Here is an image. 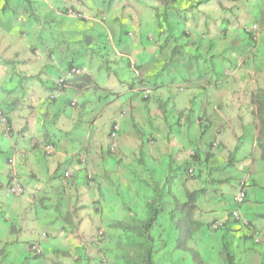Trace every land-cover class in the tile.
I'll return each mask as SVG.
<instances>
[{"label": "crops", "instance_id": "1", "mask_svg": "<svg viewBox=\"0 0 264 264\" xmlns=\"http://www.w3.org/2000/svg\"><path fill=\"white\" fill-rule=\"evenodd\" d=\"M28 1L0 8V109L12 127L7 135L0 126V186L9 180L13 159L25 188L21 197L0 193V264H118L120 235L109 225L122 218L123 203L141 210L153 184L163 185L186 164L201 172L186 189L200 190L209 178L227 186L217 201L208 191L201 221L225 220L241 184L247 186L243 218L264 229V162L251 104L253 91L264 85V61L242 52L243 23L228 24L226 16L235 6L105 0L97 10L93 0ZM66 9L87 21L66 16ZM70 66H80L91 84L83 87L75 78L52 98L53 84ZM145 85L153 89L149 99L142 97ZM121 111L126 114L119 117ZM114 121L121 124L117 154L109 150ZM42 143L52 144L54 153L46 155ZM67 171L73 173L69 188ZM180 181L174 188L182 197ZM162 222L166 237L174 230L168 219ZM244 224L230 226L243 237ZM99 231L106 263L98 255ZM42 233H48L43 254L33 258L28 244ZM219 246L202 243L198 250L209 264H221ZM257 249L264 256V244ZM169 250L173 264H192L174 245Z\"/></svg>", "mask_w": 264, "mask_h": 264}, {"label": "trees", "instance_id": "2", "mask_svg": "<svg viewBox=\"0 0 264 264\" xmlns=\"http://www.w3.org/2000/svg\"><path fill=\"white\" fill-rule=\"evenodd\" d=\"M210 1L204 0L203 3ZM24 2L28 6L31 4L28 0H24ZM6 3L5 1L1 7L3 11L9 7ZM255 8L254 21L251 22V25L244 27L251 50L260 41V36L258 38L256 33L260 30L264 31V0L260 7ZM66 11L64 10L63 13L66 14ZM75 67L81 69L80 66H70L65 73ZM59 79L52 86L54 94L63 90L59 89L57 85ZM79 79L82 81L83 87L91 84L87 75H83ZM145 86L148 87V85ZM251 104L254 106L252 114L255 120L256 148L260 151L261 161L264 162V85L257 86L253 91ZM165 106V104L160 105L163 113L166 111ZM4 112L8 114L7 111ZM135 131L139 138L144 135L138 129ZM139 151V157L143 156V149ZM189 177H197V173L195 172L194 176L189 175ZM174 181L175 179L170 173L163 185L154 183L151 187V197L143 201L141 210L136 203H123L122 218L112 221L109 225L111 229H116L120 235L115 249V260L118 264H159L157 256L170 252L169 248L172 245H174L175 251L188 254L192 264H209L198 250L201 244L200 234L211 230L214 223H205L199 219L202 201H210L208 192L205 189L190 191L185 188L184 196L181 197L174 188ZM163 219H168L175 231H173L174 235L171 241L168 239L171 233L165 237ZM229 223L221 229L218 251L221 264H264V256L256 248L257 245L252 242V237L249 236L244 237L245 243H249V246L245 248L246 257L238 258L232 242L235 230L230 226L232 223Z\"/></svg>", "mask_w": 264, "mask_h": 264}, {"label": "rangeland", "instance_id": "3", "mask_svg": "<svg viewBox=\"0 0 264 264\" xmlns=\"http://www.w3.org/2000/svg\"><path fill=\"white\" fill-rule=\"evenodd\" d=\"M5 1L7 2L6 4L8 6H9V4H12V3L16 4L17 3V0H0V8L3 7V3H5ZM93 1H94L93 2V4H94L93 7L98 8L97 10L103 8L105 0H93ZM220 1H221L220 5L222 7H228V8L231 7L232 8L233 6H235V8L237 9V10H230V12L232 11L233 14H231L230 12H228L226 14V16H228L230 18V20L227 21L228 24L231 23V24H234V26H235L236 22L238 23V25L243 23V24H241V25H243V27H246V25H251V22H253L254 19H255L254 18V13H255L254 9H256L255 6L260 7L261 2H262V0H220ZM237 7H240V8H237ZM241 7H245L246 9H241ZM75 11L77 13L81 14L85 19L88 18V16H85L83 13H81V12H79L77 10H75ZM105 13H107V11L103 10V9L99 13V14H101L100 16H102L101 17L102 20H106L107 19L106 15H104ZM74 19L77 20V21H82L83 20V19H76V18H74ZM160 23L163 24V21L161 20ZM21 24L22 23H19L20 27H21ZM238 33H243L244 37L247 36L246 33L244 32V29H243V32H238ZM256 35H257L258 38L260 36V41H259L258 44H256V46L254 47L253 50L250 49V46L248 45L247 42H244L240 48L242 49V52H245V53H247L248 55H251L254 58H255L254 55H258L259 57L262 56L263 61H264V31L260 30L258 33H256ZM117 146H118V149H119V145H117ZM187 165L188 164L182 165L180 168H178L176 170H173V171H175L174 174L178 172L177 175H175L176 178L178 176L181 177V181L179 182V184H180L179 189L182 190V192H181L182 194H184V191H185L184 184L188 183V182L189 183H193L195 180H198L200 178L199 174L201 173L200 170L198 169L197 177H194V178L189 177L188 174L185 172V167ZM130 172H132V171H130ZM132 173L134 175H136L135 172H132ZM176 178H174V179H176ZM222 186H226V185H222V183L220 181H218V180H216L214 178L213 179L209 178V179H206L205 182H200L198 188L199 189H205L207 192L209 190H211V192H212L211 194H213V192H214V194L216 195L215 196L216 197L215 201H217L218 195L219 194H223V192H224L222 190ZM213 188H215V189H213ZM175 189H176V187H175ZM147 191H149V189H147ZM227 211L228 210H226L225 213L228 214ZM231 227H233V226H231ZM238 231L239 230L235 229L234 234H233L234 238H233L232 242H233V246H234V248H235V250L237 252L238 258L244 259L246 257L245 248L247 246H249V243H245V240H243V238L247 237V236L251 237L254 232L250 229V227H247V229L244 232L245 236L242 237V236L238 235ZM172 232L173 231L171 230L170 231L171 234L168 237V239L170 241L173 238ZM200 235H199L200 239H201L200 243L201 244L204 243V246H211V247L214 246V244H217L219 242V240H220V237H221V235L217 234V232L213 231V230H208V231H206V232H204V233H202ZM206 241H208V242H206ZM105 250H106V248H105ZM173 258H174V252H165V253H162V255L157 256V262L159 264H173L171 262V260ZM213 259H216V258L213 257ZM183 264H186V263L184 262ZM187 264H189V263H187Z\"/></svg>", "mask_w": 264, "mask_h": 264}, {"label": "built area", "instance_id": "4", "mask_svg": "<svg viewBox=\"0 0 264 264\" xmlns=\"http://www.w3.org/2000/svg\"><path fill=\"white\" fill-rule=\"evenodd\" d=\"M67 15L71 18L83 19V20L85 19L81 14H79L73 10H69L67 12ZM82 74H83V70L79 69L77 67L72 68L71 70L67 71L57 82L59 89H63L64 87L67 86V83L69 80L73 79L74 77L81 76ZM150 95H151V90L148 89L145 92V98H148ZM123 115H124V113H121L120 117H122ZM0 126H1L4 134L10 135L12 133V127L9 124V115L1 109H0ZM119 134H120V123L116 122L112 128L111 135H110V141H111L110 142V149L113 152H116V150H117V142L119 140ZM42 146H43L42 149L46 155L49 156V155H52L54 153V146L52 144H45V143L43 144L42 143ZM82 160L83 161L86 160L85 155L82 156ZM9 164L11 166L10 173H9V175H10L9 176V182L3 189L0 188V192L4 191L7 197H21L25 194V189L22 185V182L20 180L18 172L14 168L13 159L9 160ZM188 174L190 176H194L195 171L193 169H190ZM71 178H72V173L66 172L64 183L67 185L70 182ZM89 178L92 179L91 176ZM32 198L35 199V196H32ZM244 198H245L244 192H240L238 194V196L235 197L236 204L238 206L242 205L244 203ZM232 219L236 220V221L241 220V211H240L239 207H237L236 210L233 211ZM221 226H222V223H217L214 226V228L218 229ZM101 235L102 234H100V236ZM47 238H48V235L43 233L41 235L40 239L35 240L32 243H30L28 246L29 253L33 256L41 255L42 254V242L44 240H47ZM262 241H264V232L255 233L254 242L256 244H261Z\"/></svg>", "mask_w": 264, "mask_h": 264}, {"label": "clouds", "instance_id": "5", "mask_svg": "<svg viewBox=\"0 0 264 264\" xmlns=\"http://www.w3.org/2000/svg\"><path fill=\"white\" fill-rule=\"evenodd\" d=\"M67 11H66V16H68L67 15V12L69 11V10H73V11H75L74 9H66ZM76 12V11H75ZM69 17V16H68ZM88 19V18H87ZM87 19H84V21H87ZM253 27V26H252ZM253 29H255V27H253ZM250 48H251V46H250ZM83 70V69H82ZM84 75V71H83V74L81 75V76H78V77H82ZM78 77H74L73 79H75V78H78ZM73 79H71V80H69L68 81V83H67V86H68V84H69V82L70 81H72ZM67 86L66 87H64L63 88V90L64 89H66L67 88ZM148 89H150L151 90V95L148 97V98H145V92L148 90ZM62 90V91H63ZM153 91V89L152 88H148L147 86H145L144 88H143V90H142V97L144 98V99H149L151 96H152V92ZM56 94H58V93H56ZM56 94H53V96H52V98H55V95ZM76 105V103H74L73 102V104H72V106H75ZM2 110V109H1ZM121 113H124V115L126 114V112H124V111H121L120 113H119V117H120V115H121ZM8 115H9V113H8ZM123 115V116H124ZM116 122H118V121H114L113 122V124H112V127H111V130H110V135H111V131H112V128H113V126H114V124L116 123ZM120 134H121V124H120ZM120 134H119V139H120ZM111 142V141H110ZM118 142H119V140H118ZM118 142H117V145H118ZM109 150L112 152V153H114V154H117V152H118V146H117V150H116V152H113L111 149H110V145H109ZM195 155V151H191V156H194ZM82 156H84V155H82ZM82 156H81V161L82 162H84V163H86V161H87V157H86V155H85V157H86V160L85 161H83L82 160ZM190 169H193L195 172H196V169L194 168V166L192 165V166H186L185 167V172L188 174V172H189V170ZM67 172H70V171H67ZM72 173V172H71ZM10 176V175H9ZM92 177V179H90L89 177ZM174 178H176L175 177V175H172ZM188 176H189V174H188ZM64 179H65V174H64ZM64 179H63V183H64ZM72 179H73V173H72V178H71V180H70V182L66 185L65 183H64V185L67 187V188H69V187H71V182H72ZM88 181H89V183L91 184V186H93L94 184H95V178H94V175L93 174H91V173H88ZM8 182H9V180H8ZM8 182L5 184V185H1L0 186V188H4L7 184H8ZM23 185V184H22ZM24 187V186H23ZM246 188H247V186H245V185H238L237 187H236V193L234 194V196H233V202H234V208L229 212V214H228V216H227V218L225 219V220H219V221H215L214 223H213V225H212V230L213 231H220L221 229H223L224 228V226H227V224H228V222H230V223H234V221H235V223H239V222H243V221H245V226L246 227H250V229L254 232L253 234H252V242H254V235H255V233H257V232H264V229H261V230H257L256 229V226L255 225H253L251 222H248V221H246L244 218H243V214H242V207L244 206V205H246V203H247V191H246ZM25 189V188H24ZM1 192H4V191H1ZM0 192V193H1ZM240 192H244V195H245V198H244V203L242 204V205H237L236 204V202H235V197L236 196H238V194L240 193ZM5 193V192H4ZM237 207H239L240 208V211H241V220H239V221H236V220H233L232 219V213H233V211L234 210H236V208ZM217 223H222V226L221 227H219L218 229H216V228H214V226L217 224ZM229 223V224H230ZM43 234V233H42ZM41 234V235H42ZM45 234H47L48 235V233H45ZM100 234H102L101 236H100ZM104 231H99L98 232V235H97V238H96V242H97V250H98V255H99V259H100V261L101 262H105L106 263V261H107V258H106V251H105V246H103L104 244H103V242L105 241V236H104ZM41 238V237H40ZM39 238V239H40ZM48 239V238H47ZM36 240H38V239H36ZM45 241V240H44ZM33 242V241H32ZM32 242H30V243H32ZM29 243V244H30ZM43 243V242H42ZM255 243V242H254ZM29 244H28V246H29ZM256 244V243H255ZM264 244V241H262V243L261 244H256L257 246L256 247H258V246H261V245H263ZM27 249H28V247H27ZM28 253H29V251H28ZM42 254H43V247H42ZM42 254L41 255H39V256H33V255H31L30 253H29V255L31 256V257H33V258H38V257H40V256H42Z\"/></svg>", "mask_w": 264, "mask_h": 264}]
</instances>
